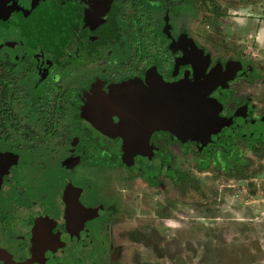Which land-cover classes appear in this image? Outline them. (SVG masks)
<instances>
[{"label": "flooded vegetation", "instance_id": "1", "mask_svg": "<svg viewBox=\"0 0 264 264\" xmlns=\"http://www.w3.org/2000/svg\"><path fill=\"white\" fill-rule=\"evenodd\" d=\"M194 147L264 151V0H0V264H100Z\"/></svg>", "mask_w": 264, "mask_h": 264}, {"label": "rangeland", "instance_id": "2", "mask_svg": "<svg viewBox=\"0 0 264 264\" xmlns=\"http://www.w3.org/2000/svg\"><path fill=\"white\" fill-rule=\"evenodd\" d=\"M262 152L247 149L244 162L229 169L213 160L203 165L204 153L189 148L179 189L131 186L128 234H114L118 248L108 246L100 264H264ZM48 225L41 219L39 230ZM0 232L2 242L8 235Z\"/></svg>", "mask_w": 264, "mask_h": 264}, {"label": "water", "instance_id": "3", "mask_svg": "<svg viewBox=\"0 0 264 264\" xmlns=\"http://www.w3.org/2000/svg\"><path fill=\"white\" fill-rule=\"evenodd\" d=\"M192 91L193 90H191V88L188 89V96L191 95ZM194 104L188 102L186 110H183L182 113L179 112L178 114L173 115L175 118V130H179L181 128V124L182 126L184 124L182 133L187 135L188 138H194L196 133L206 134L207 131L213 129L214 127V123L210 120V114L208 115L206 111L199 112L198 107ZM181 116L182 121L180 122ZM211 122L213 127L211 126Z\"/></svg>", "mask_w": 264, "mask_h": 264}]
</instances>
